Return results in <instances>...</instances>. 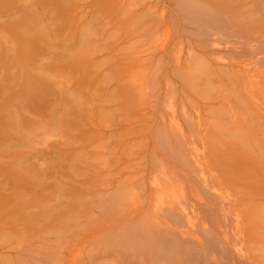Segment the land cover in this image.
I'll return each mask as SVG.
<instances>
[{
    "label": "rangeland",
    "instance_id": "rangeland-1",
    "mask_svg": "<svg viewBox=\"0 0 264 264\" xmlns=\"http://www.w3.org/2000/svg\"><path fill=\"white\" fill-rule=\"evenodd\" d=\"M176 1L180 0H0V264H126L120 261L121 256L117 258L105 251L118 246L119 240L128 241L126 222L118 216L126 209L133 211L136 204L145 208L135 187L143 174L148 177L159 169L148 152L154 148L155 153L169 161L171 167L166 169V176L179 173L182 167L188 172L182 176L184 180L195 174L197 169L186 165L183 159H170L169 153H162L163 145L169 149L176 144L177 129L167 131L159 126L147 130L142 120L152 109L150 99H154V76L159 67L155 60L144 62L141 67L134 64V72L143 69L138 82L140 94L126 98L122 92L128 76L124 62L129 58V64L130 56L147 55L165 38L171 58H183L190 52L189 37L176 34L180 16L156 31L157 42L164 37L160 44L151 38L125 42L128 34L148 17L177 9ZM215 1L218 0L212 2ZM127 7L138 12L135 18L131 17L132 24L124 20ZM225 51L221 49L218 54L224 59L233 55L228 50L225 55ZM246 54L242 56L247 57L246 62L256 64ZM166 69L173 90L160 94L165 98L159 113L165 119L173 114L183 124L182 107L190 116H195L199 106L204 115L211 111L224 113L223 107L217 109L219 103L207 101L209 91H195L207 71L199 58L182 63L179 69ZM159 80L163 85L161 77ZM181 88L190 98L180 103ZM254 91L248 90L247 97L238 96L239 101L231 100L235 110H252L255 99L251 98L257 97ZM151 114L155 117L158 113ZM228 136L238 139L222 134L221 140H231ZM208 137L210 140L191 143L193 151L216 150L213 138ZM228 145L219 149L220 158L210 161L212 165L228 160L230 166L236 163L234 167H239L241 162L233 156L236 149ZM253 150L255 156H263L258 144H253ZM118 159L124 166L117 163ZM159 171L155 174L159 175ZM250 179L238 178L235 184L224 181L223 196L230 210L237 201L249 210L247 217L240 218L244 225L239 224L242 230L238 227L240 235L237 233L236 238L245 247L243 231L246 227L251 229L255 235L245 242L251 253L260 258L264 253V194L250 192L260 190L264 175ZM107 180L112 184H106ZM101 183L104 186L100 187ZM188 191L184 196L164 193V200L158 196L150 204L161 203L160 199L164 203L166 196L175 197L177 203L182 198L190 204L193 198ZM243 198L248 200L243 202ZM155 204L151 205L153 214H146L142 220L139 217V221H145L143 226L157 222ZM138 220L131 227L135 235L141 232ZM107 229L113 233L106 234ZM103 243H108V248Z\"/></svg>",
    "mask_w": 264,
    "mask_h": 264
},
{
    "label": "bare ground",
    "instance_id": "bare-ground-1",
    "mask_svg": "<svg viewBox=\"0 0 264 264\" xmlns=\"http://www.w3.org/2000/svg\"><path fill=\"white\" fill-rule=\"evenodd\" d=\"M212 1L214 0L176 1L175 6L178 7L177 9H174L169 14L161 13L150 19L148 17L142 24L137 25L136 29L134 28L133 32L128 34L127 39H125V42H131L139 38H151L157 42L156 31L163 27V25L167 26L171 18L180 16L178 19V22H180L176 27V34L177 36L186 34L189 37L187 41L191 44L190 52H187L183 58L180 55L171 58V55L166 50L168 48H166L167 39L165 38L166 41H162L164 37L161 39L162 36H158L162 43L160 44V41L157 42L160 46L154 49V51L142 57L137 53L135 57L130 56L129 64L127 62L129 58L124 62V69L128 76L127 81H125L127 84L123 86L122 92L126 98L140 94L141 89L138 82L142 76L141 70L143 69L134 72V64H138L141 67L144 62L146 64L154 59L159 66L154 76L157 79V84L155 94H153L154 99H150L151 112L142 118L145 128L151 130L161 126L160 128L167 131L173 128L177 129L174 135L176 144L169 149H165L163 145L162 148L164 150L162 153L165 155L169 153L167 156L170 159H177L179 161L183 159L186 165L197 169V171H193L194 175H188L187 181L182 177H186L185 175L188 173L182 170L183 167L179 173L171 172L170 176H166V169L171 167L169 161L163 159V156H160V154L155 153L154 148L148 152L152 160L156 159L154 161L158 164L159 169L156 168L155 170H160V174H155L156 171H151L148 177L146 173L143 174L144 178L140 177L142 179L139 181V184L137 183V187H135V190L137 188V191L140 193L139 198L141 197L145 208L140 209L139 204H136L134 208L137 207L134 210L132 209L133 211L126 209L120 216L117 215L120 217V221L125 220L126 222L124 225H127V229L125 228V230L129 232L127 242L119 240V245L111 248L112 250L108 248V243H103L108 248L105 254L110 255L111 253L117 258L121 256L120 261L126 264H264V253L262 257L257 258L259 256H254L251 253L252 250L250 251L245 242L252 239L255 235L251 229V231H248L247 227L243 226L245 228L243 233L247 236V238L243 236V243L247 247H243L242 242L239 243L240 239L236 238V234L239 232L238 227L241 228V223L244 225V222L240 218L247 217L249 210L244 209L241 205L242 202H238L236 198L234 201H237V203L232 204L233 210H230L231 208L228 206L229 202L227 201L228 205H226L225 196H223L224 181L230 182L229 184H235L238 178L247 179L250 177V181H253L258 175L261 178L264 175V0H218L215 1L216 3ZM243 7H246L244 11H242ZM128 10L124 20L127 23L130 21L129 23L132 24L131 17L135 18L138 12L137 9ZM164 32L167 31L165 30ZM164 32L163 35L165 36ZM221 34L225 35L227 40H223ZM221 49L230 51L233 54L229 57L231 59L227 57H225L226 59L222 58L224 55L220 56L218 54ZM197 51L198 53H196ZM246 53L250 55L252 60L256 61V64L246 62L245 59L247 57L245 59L242 57L244 54L247 55ZM227 54L229 52L225 55ZM238 57L239 59H237ZM197 58L201 60L207 71L205 76L198 82L195 91H201L199 93L209 91L208 96H205L207 101L219 103L217 104V109L223 107L224 113L211 111L210 114L204 115L200 112V106L197 103L196 106H199V108L196 110L195 116L188 115L184 111V108H181L183 124L178 123L173 114H171L168 120L165 119L159 113L160 107H162L161 103L165 98V96L164 98L161 97L160 94L161 91L170 93L173 90V83L167 77L168 71L166 68L172 66L179 69L182 63L189 64L190 59ZM160 77L162 78L163 85L160 83ZM241 77H243V81L240 79ZM250 89L255 90L253 93L257 95V97L251 98L255 99V107L252 110L249 107H245L246 110L243 108L242 111L244 112L240 113L238 110H235L236 107H234L231 100L239 101L238 96L247 97L246 92ZM257 93H261L262 95L259 96ZM178 98L181 103L184 99L190 97H187L186 90L181 88ZM153 111L158 113L155 117L151 114ZM253 119H257V121ZM232 133H237L238 135L234 137L236 134L232 135ZM222 134L226 135V137L227 135H231L238 139L233 140L228 136L232 141L227 139H222V141ZM208 136L213 138L216 150H207L205 152L193 151L191 143L198 140H210ZM121 143L123 144L124 142L122 141ZM227 144L236 149L233 156L238 163L241 162L237 168L234 167L236 163H231L230 166L228 160L227 162H223V164L221 160L220 162L218 161L220 165L218 163L217 166L210 163V161L220 158V152L218 153V151L221 147L224 150ZM253 144L261 146L263 156H255L253 154ZM228 146L227 148H229ZM232 151L234 150L232 149ZM250 152L252 153L249 154ZM121 161L118 159L117 163L120 165L123 163ZM123 164L122 166H124ZM117 172H119L118 169ZM107 181L105 182L106 184L110 182ZM105 183L103 182L104 185ZM103 184L100 187L104 186ZM110 184L112 183L108 185ZM186 188H189V191H187L193 198L192 203L187 204L182 198L180 199V201L183 200L182 204L177 203L178 199L177 201L173 200L175 194H173V199L170 196L168 199L166 196L168 200L165 198L166 201L164 203L161 201V199L164 200V193L167 194L168 192L169 195L177 192L178 195L184 196V193H187L184 190ZM250 193H256L257 195L264 194V181H262L259 191ZM103 194L106 193L104 192ZM158 196L161 197L158 200L161 203L156 202L155 204L153 202L155 204L154 211H156L157 222L154 220L153 223H155L153 225L150 226L148 224V226H143L145 224L142 225V223L145 221L141 222L138 219L139 217L140 219L143 216L145 217L150 212L153 214L151 211L153 203L150 204V201ZM228 196H226V199ZM246 199L243 198V202ZM142 202L139 203L141 204ZM157 204L158 209L156 208ZM137 220L142 226L140 225L141 232L135 235L132 233L131 230L133 229L131 227ZM104 232L106 234L113 233L112 229H107ZM262 233L264 237V230H262ZM99 239L102 240L101 238ZM101 246L102 249H99H105L103 245ZM145 249L147 250L143 251Z\"/></svg>",
    "mask_w": 264,
    "mask_h": 264
}]
</instances>
